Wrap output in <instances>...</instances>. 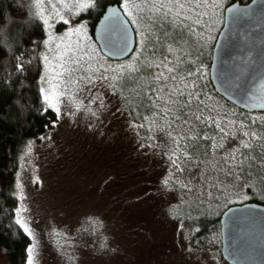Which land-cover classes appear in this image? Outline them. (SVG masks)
<instances>
[{
	"label": "rangeland",
	"instance_id": "obj_1",
	"mask_svg": "<svg viewBox=\"0 0 264 264\" xmlns=\"http://www.w3.org/2000/svg\"><path fill=\"white\" fill-rule=\"evenodd\" d=\"M119 1L137 45L131 57L115 62L92 37L91 21L83 16L88 8L78 6L95 0H32L47 20L38 46L42 97L55 93L59 114L20 158L17 219L29 229L28 264H228L217 220L230 206L249 202L251 194L264 203V180H235L222 160L248 139L243 132L264 136V112L230 107L212 91L213 50L229 0H128L127 11L125 0ZM165 57L170 67L192 72L186 91L199 95L209 118L198 128L215 133L216 143L224 145L202 148L196 161L183 159L188 142L176 148L168 136L171 114H164L160 101L151 102L150 86H159L154 74L165 69L145 67V61ZM127 65L140 69L133 74L140 78L135 91L130 80L119 81L114 91L101 79L122 70L127 75ZM125 82L129 87H120ZM213 121L230 135L221 140ZM172 131L187 129L173 123ZM174 149L183 171L170 159ZM252 171L264 175V167Z\"/></svg>",
	"mask_w": 264,
	"mask_h": 264
},
{
	"label": "trees",
	"instance_id": "obj_2",
	"mask_svg": "<svg viewBox=\"0 0 264 264\" xmlns=\"http://www.w3.org/2000/svg\"><path fill=\"white\" fill-rule=\"evenodd\" d=\"M250 1L229 0L228 5ZM94 3L96 6L88 8L83 15L91 21L92 37L106 7L120 6L119 0ZM45 29L32 0H0V264H28L31 238L16 223L20 206L16 190L20 158L30 141H40L58 121L57 113L43 100L40 86L38 46L45 37ZM212 91L226 105L234 107L219 97L213 86ZM252 195L249 202L264 205ZM200 226L199 234L204 236V225Z\"/></svg>",
	"mask_w": 264,
	"mask_h": 264
},
{
	"label": "water",
	"instance_id": "obj_3",
	"mask_svg": "<svg viewBox=\"0 0 264 264\" xmlns=\"http://www.w3.org/2000/svg\"><path fill=\"white\" fill-rule=\"evenodd\" d=\"M93 36L110 61L131 57L135 30L118 4L108 5ZM210 81L225 101L246 113L264 112V0L234 2L224 11ZM221 255L228 264H264V205L246 202L220 217Z\"/></svg>",
	"mask_w": 264,
	"mask_h": 264
},
{
	"label": "snow or ice",
	"instance_id": "obj_4",
	"mask_svg": "<svg viewBox=\"0 0 264 264\" xmlns=\"http://www.w3.org/2000/svg\"><path fill=\"white\" fill-rule=\"evenodd\" d=\"M78 6L81 8H91L96 5L94 3H84ZM123 7L126 11L128 10V0H125ZM197 7H199V4H197ZM44 22L47 23V20ZM66 22L67 21H65V23ZM69 35H71V33ZM171 51L172 49L169 48V52ZM60 59H64L63 54H61ZM161 64H163L168 75H165V71H158L154 74V79L159 86H150V92L155 94L154 97H152L151 102L155 105L156 101H160L164 114L166 116L171 114L172 119L171 121H168L170 129L168 131V136L173 144L176 145V148L180 147L181 140L188 142L183 145V159L185 161L198 160L200 157L197 154L201 152L202 148L216 150L223 148L224 145L222 143H216L215 133L209 134L206 129L198 128V124L206 123L209 118L203 115V109L200 106L202 101H200L199 95L195 91H186L189 85L185 81L188 76L192 75V72L189 71L185 75L178 66L173 65L170 67L169 65L172 64V62L169 61L167 57L159 63H157L155 59L146 58L144 66L149 68L154 66L156 69H160ZM123 68L127 69V75H125L122 70L116 76H102L101 79L109 80V87L113 88L114 91L118 90L117 85L119 81L130 80L132 81L131 87L135 91L140 87V78L134 77L133 74L140 69L135 65L122 66V69ZM88 80L91 81V77H89ZM120 87L126 88L129 87V85L125 82L124 84H121ZM44 99L48 106L59 114L56 94L52 93L51 95H45ZM173 123H176L180 129L186 128L187 131L177 132L176 135H173ZM213 123L221 133V140L230 135L228 131L220 128L218 121H213ZM211 126V124L208 125V127ZM242 136L247 137L248 139H240L239 143L232 149H229L222 157V160L228 165L226 175L231 176L235 180H240L242 177L246 181H251L252 179L264 180V175L259 172L253 173L252 171L253 167H256L257 169L264 167V151L259 153L256 152L257 147L264 149V143L253 144L252 142L253 140H264V136L258 137L254 132H243ZM233 138L235 139V137ZM201 141H209V144L205 146ZM203 155H209L208 151H205ZM170 159H172L173 165L176 167L177 171L184 170L181 167V159L176 155L175 149L173 151V156L170 157ZM257 160L260 161V164H256ZM16 223L19 224L25 232L29 231L22 218L17 219ZM28 251L31 254L33 250L29 249ZM29 264H32L31 260H29Z\"/></svg>",
	"mask_w": 264,
	"mask_h": 264
}]
</instances>
